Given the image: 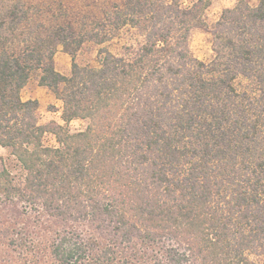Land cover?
I'll return each instance as SVG.
<instances>
[{"label": "trees", "instance_id": "obj_1", "mask_svg": "<svg viewBox=\"0 0 264 264\" xmlns=\"http://www.w3.org/2000/svg\"><path fill=\"white\" fill-rule=\"evenodd\" d=\"M182 1L117 5L112 29L130 25L143 40L123 54L101 48L98 66L76 53L107 33L0 32V145L24 170L19 181L0 171V194L34 210L40 227L72 223L40 237L16 231L24 264H263L254 256L264 257V0L223 9L209 61L189 39L207 26L211 0ZM9 10L10 26L27 16ZM59 44L70 74L55 67ZM35 69L62 100V119H87L84 129L40 123L39 101L21 96ZM48 132L57 145L44 143Z\"/></svg>", "mask_w": 264, "mask_h": 264}, {"label": "rangeland", "instance_id": "obj_2", "mask_svg": "<svg viewBox=\"0 0 264 264\" xmlns=\"http://www.w3.org/2000/svg\"><path fill=\"white\" fill-rule=\"evenodd\" d=\"M195 0H183L184 5H190ZM125 0H0V22L5 21V29L0 30L4 35H46V28L57 26H71L77 35H112L105 42H98L92 37L85 40L76 53V60L82 66H98L100 49L108 48L110 51L123 54L126 45H138L143 40L141 31L130 25L113 30L109 16L117 5L123 6ZM252 3H255L252 0ZM236 0H211L205 9L203 18L207 26L195 27L190 33V48L194 56L209 61L214 54L212 26L220 19L224 8L233 7ZM23 6L27 16L17 25L10 26L11 8ZM6 21H9V23ZM111 30V31H110ZM54 64L63 74H70L72 57L66 52L63 45H58L54 55ZM41 71L35 69L31 72L28 82L21 90L24 100L37 99L39 101L38 117L41 124L57 122L64 125L71 132L84 129L87 119H74L66 123L62 117L63 102L47 86L40 84ZM245 82V81H243ZM246 83V82H245ZM46 145H57L53 133L44 136ZM7 170L16 180H22L24 170L20 161L10 150L0 145V171ZM41 222V221H40ZM46 222V223H45ZM40 227L36 212L26 207L19 200H12L5 194H0V264H24L22 248H15L13 240H18L22 234L17 235L22 227L28 229L30 234L38 235L48 227L49 233L62 229L65 224L61 219L48 217ZM47 224V225H46ZM75 225V223H73ZM82 229H89L79 226ZM264 264V257L254 256Z\"/></svg>", "mask_w": 264, "mask_h": 264}]
</instances>
